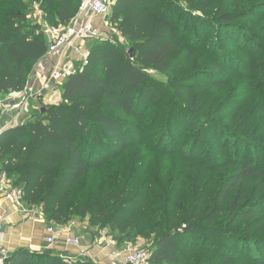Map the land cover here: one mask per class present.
Returning a JSON list of instances; mask_svg holds the SVG:
<instances>
[{
	"label": "rangeland",
	"instance_id": "1",
	"mask_svg": "<svg viewBox=\"0 0 264 264\" xmlns=\"http://www.w3.org/2000/svg\"><path fill=\"white\" fill-rule=\"evenodd\" d=\"M73 2L78 6L80 0ZM172 2L181 24L191 14L204 19L201 32L189 28L187 42L193 45L194 55L166 72H149L160 94L145 108L140 141L120 157L89 171L75 191L78 197L72 205H80L83 197L84 204L105 208L107 227H89L90 216L82 223L49 225L62 229L71 225L80 246L88 248L98 245L100 235L124 251L142 248L148 253L149 264H156L150 258L160 235L192 225L202 233L187 236L188 250L161 264L264 263V258L253 261L232 256L235 248L242 246L245 254H255L251 243H238L221 252L220 243L207 237L208 227L244 228L249 222L235 224L229 210L240 189L225 203L220 194L237 161L247 156L252 164L264 168V0ZM17 5L25 8L31 25H38L40 6L35 0H0V23ZM43 15L46 23L61 25L54 14L43 11ZM110 17L108 42L130 51L133 48ZM96 41L102 40L80 42L86 49L62 61L76 71L84 64L82 54L89 53ZM34 67L29 65L28 71ZM59 103L58 99L53 104L31 99L23 106L22 120L30 119L42 107ZM16 115L17 111L7 118ZM4 180L7 186L20 188L16 178L0 168V182ZM258 184L254 180L249 184L242 205L248 206L258 194H264V188L257 194ZM210 214L215 217L212 221L207 218ZM250 228H246L250 235L264 238V223H252ZM46 251L57 254L62 264H96L84 255L60 254L53 247Z\"/></svg>",
	"mask_w": 264,
	"mask_h": 264
},
{
	"label": "trees",
	"instance_id": "2",
	"mask_svg": "<svg viewBox=\"0 0 264 264\" xmlns=\"http://www.w3.org/2000/svg\"><path fill=\"white\" fill-rule=\"evenodd\" d=\"M35 2L44 13L54 14L56 23L64 26L75 17L80 6L73 0ZM171 4L174 5L172 0H115L110 21L128 40L135 52L134 58L124 46L108 41L94 42L87 62L59 87L58 105L45 106L44 113L42 107L30 119L0 132L1 170L16 178V184L24 192V205L40 208L47 222L82 223L90 216L89 227H107L105 208L91 202L84 204L83 197L80 205H72L78 197L75 191L89 171L120 157L140 141L145 108L160 94L149 72H166L194 55L193 45L187 42L189 28L201 32L204 19L191 14L181 24ZM2 18L0 99L22 92L29 65H36L48 53L40 26L30 24L23 6L17 5ZM253 180L259 183L258 194L264 188V168L252 164L245 156L235 164L234 172L225 182L226 189L220 194L225 203L240 189L229 210L235 224L249 222L244 228L208 227L207 237L220 243L221 252L238 243H251L255 254H245L241 245L232 256L254 261L256 257L264 258V238L250 235L248 230L252 223L255 226L264 223V194H258L259 198L252 204L242 205ZM207 218L215 219L211 214ZM196 228L189 225L160 235L153 244L150 262L161 264L181 250H188L186 237L202 233ZM7 264L62 262L57 254L48 251L32 253L21 249L11 255Z\"/></svg>",
	"mask_w": 264,
	"mask_h": 264
},
{
	"label": "built area",
	"instance_id": "3",
	"mask_svg": "<svg viewBox=\"0 0 264 264\" xmlns=\"http://www.w3.org/2000/svg\"><path fill=\"white\" fill-rule=\"evenodd\" d=\"M115 0H80L78 13L67 25L53 26L46 23L43 11L39 9L40 31L48 45V53L45 59L59 54L62 59L65 56L75 58L81 54L80 42L87 39L108 41V17L112 13V7ZM88 53H83L84 64L87 62ZM70 63L61 62L55 64L48 70V74L43 82L36 83L30 80L24 90L20 94L10 95L0 99V119L7 114L17 111V115L13 119L14 126L23 122L24 105H27L31 99L44 103H51L54 92L52 85L61 86L63 82L73 73ZM50 93V96L48 94ZM19 99V102L15 103ZM2 132V131H0ZM0 198L11 199L20 210H26L23 203L24 192L20 188H11L5 183V180L0 182ZM61 233L65 232L60 229ZM4 233L3 222L0 218V238ZM45 242L49 247L57 245L60 241V232L56 226L50 225L46 229ZM71 246H80V240L77 237H72L66 240ZM127 255L122 264H149V256L146 250L142 248H129L126 251ZM11 253L8 249L0 248V264H7ZM113 264H117L113 263Z\"/></svg>",
	"mask_w": 264,
	"mask_h": 264
},
{
	"label": "crops",
	"instance_id": "4",
	"mask_svg": "<svg viewBox=\"0 0 264 264\" xmlns=\"http://www.w3.org/2000/svg\"><path fill=\"white\" fill-rule=\"evenodd\" d=\"M62 57L59 54H55L39 61L29 72L26 84L30 80H33L37 84L43 82L48 74V70L55 64L63 62ZM52 92H54L53 98L55 97L54 99L51 98L52 104L57 99L61 102L59 86L53 84ZM48 96H50V93ZM8 115L10 114L4 115L0 119V131L14 127V118L11 116L8 119ZM0 218L2 219L4 230L3 236L0 238V248L4 247L8 249L11 255L21 249L28 250L32 253H42L49 248L46 245L45 237L47 235L46 229L50 225L45 220V216L40 208H28L26 206V210H20L11 199L0 198ZM57 228L61 234L59 243L53 246L57 253L75 257L84 255L91 258L96 264H113L116 262L117 264H122L127 255L124 249H120L105 235L98 236V245L89 248L85 246H71L66 243V240L69 238L76 237L71 225H66L64 227L65 232L63 233L60 231L63 227Z\"/></svg>",
	"mask_w": 264,
	"mask_h": 264
},
{
	"label": "water",
	"instance_id": "5",
	"mask_svg": "<svg viewBox=\"0 0 264 264\" xmlns=\"http://www.w3.org/2000/svg\"><path fill=\"white\" fill-rule=\"evenodd\" d=\"M129 55H130V57H131L132 59L134 58V56H135V52H134L133 49H131V50L129 51ZM45 110H46V108L43 107V108L41 109V112L44 113Z\"/></svg>",
	"mask_w": 264,
	"mask_h": 264
}]
</instances>
